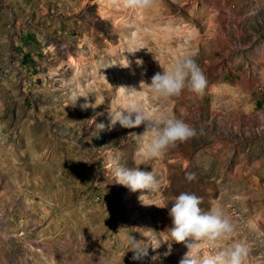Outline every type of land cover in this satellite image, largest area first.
Instances as JSON below:
<instances>
[{
    "label": "rangeland",
    "instance_id": "rangeland-1",
    "mask_svg": "<svg viewBox=\"0 0 264 264\" xmlns=\"http://www.w3.org/2000/svg\"><path fill=\"white\" fill-rule=\"evenodd\" d=\"M184 55L206 76L202 96L164 102L141 84ZM122 87L198 135L135 158L144 125L109 128ZM0 131V264H179L188 249L170 247L167 230L181 192L205 211L222 204L236 225L223 246L245 242V264H264V0H154L137 13L0 0ZM115 166L154 171L159 191L131 192ZM130 233L150 245L144 261L132 260Z\"/></svg>",
    "mask_w": 264,
    "mask_h": 264
},
{
    "label": "clouds",
    "instance_id": "clouds-1",
    "mask_svg": "<svg viewBox=\"0 0 264 264\" xmlns=\"http://www.w3.org/2000/svg\"><path fill=\"white\" fill-rule=\"evenodd\" d=\"M108 2L133 13L141 12L154 4V0H108ZM140 49L142 48L132 43L129 53H135ZM141 63L142 61H139L137 64ZM128 67H130L129 61L125 68ZM162 69V72L154 74L150 83L141 81V84L148 86L153 96L167 102L173 97H179L185 90L197 96L204 94L207 79L191 55L178 57ZM122 88L125 89L127 103L115 111L110 108L109 128L117 123L127 129L144 125L145 131L136 135L139 147L134 154L135 158L144 161L153 160L198 135L196 128L174 115L167 113L157 115L146 110L137 95L140 90L137 91L133 87ZM83 107L96 106L86 103ZM98 126L104 128L103 124ZM114 180L131 192L142 190L148 193L157 192L161 187L154 171H141L139 167L115 166ZM171 202L168 215L172 220V227L167 230L170 247L174 242L183 243L188 249L179 264H245L250 254V248L245 242L238 241L230 247L223 246V242L233 237L236 225L222 204H213L205 211L200 207L202 198L188 192H181ZM124 243L128 251L133 253V261H144L148 257L150 245L136 239L131 233L125 238ZM159 245L151 247L156 248ZM205 247L209 251L205 252Z\"/></svg>",
    "mask_w": 264,
    "mask_h": 264
},
{
    "label": "bare ground",
    "instance_id": "bare-ground-1",
    "mask_svg": "<svg viewBox=\"0 0 264 264\" xmlns=\"http://www.w3.org/2000/svg\"><path fill=\"white\" fill-rule=\"evenodd\" d=\"M134 76V75H133ZM133 85V84H132ZM135 87V86H134ZM0 133H1V131H0Z\"/></svg>",
    "mask_w": 264,
    "mask_h": 264
}]
</instances>
